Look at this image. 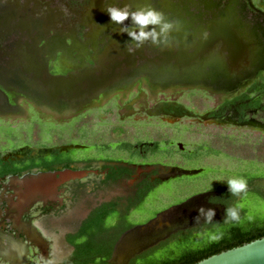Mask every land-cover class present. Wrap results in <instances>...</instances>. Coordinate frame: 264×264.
<instances>
[{
    "label": "flooded vegetation",
    "instance_id": "flooded-vegetation-1",
    "mask_svg": "<svg viewBox=\"0 0 264 264\" xmlns=\"http://www.w3.org/2000/svg\"><path fill=\"white\" fill-rule=\"evenodd\" d=\"M104 4L132 9L150 4L178 23L166 45L145 43L130 54V38L110 21ZM224 7L231 8V16L210 24L216 18L210 13ZM196 8L208 17H191ZM196 50L202 52L178 66ZM244 51L247 64L241 60L229 69V53L236 57ZM92 69L106 79L94 96L79 97L83 72ZM71 79L74 88L67 96L59 81ZM159 90L165 96L148 102ZM175 90L186 102L172 96ZM263 109L264 0H0V264H76L78 231L96 208L109 209L106 223L132 222L122 232L162 209L152 208V215L139 221L130 216L163 180L176 176L159 177L167 166H185L199 153L198 145L176 146L180 117L250 126L264 136ZM151 119L164 130L148 125ZM114 127L120 133L113 134ZM65 168L82 173L56 179L55 192L32 199L14 217L4 216L7 203L23 196L15 192L21 177ZM262 175L251 180L262 194L247 193L263 197ZM224 184L200 191L199 202L215 210L213 219L221 217L223 205L212 197Z\"/></svg>",
    "mask_w": 264,
    "mask_h": 264
},
{
    "label": "rangeland",
    "instance_id": "rangeland-1",
    "mask_svg": "<svg viewBox=\"0 0 264 264\" xmlns=\"http://www.w3.org/2000/svg\"><path fill=\"white\" fill-rule=\"evenodd\" d=\"M162 92L159 90L155 96H152V99H148V102H152L159 96H165L161 94ZM176 92L178 90H175L172 96L181 98L183 102H186L185 98H183L184 96ZM211 99L209 97L206 105L210 103ZM198 112L201 115L204 114L203 109H199ZM201 115L198 116L199 119L188 116L180 117L177 120V130L180 136L174 138L176 146L180 148L198 145L199 153L196 154L194 162L180 166L198 170L193 173L178 174L163 180L158 187L146 196L143 203L131 213L130 216L133 220L139 221L143 218H148L152 215V212H149L152 208L159 210L167 205L176 203V201L184 197L196 194L208 186L220 182L217 181L219 179L240 176V171L248 170L264 174V160L257 157L263 135L258 134L257 130H252L250 126L235 128L234 126L209 124L204 121ZM259 116L264 118V109L259 112ZM148 125H153L152 128L158 127L159 132L165 128L164 125L156 122V120H152L151 124ZM150 132L148 131V135H150ZM112 133H120V130L114 127ZM244 203L246 205V213L250 212L256 218H264V197L253 192L247 193L244 196ZM216 230L217 228L194 232L190 236L177 239L172 245L168 244L157 248L149 256L158 257L169 252H175L183 244L190 246L200 245L207 240L215 238ZM136 241V238L124 240L119 249V256H123Z\"/></svg>",
    "mask_w": 264,
    "mask_h": 264
},
{
    "label": "water",
    "instance_id": "water-1",
    "mask_svg": "<svg viewBox=\"0 0 264 264\" xmlns=\"http://www.w3.org/2000/svg\"><path fill=\"white\" fill-rule=\"evenodd\" d=\"M197 12L190 14L191 17L197 16L200 18L201 16L205 15L204 17H208L206 14V11L200 8H196ZM208 9V8H207ZM206 9V10H207ZM211 9V8H210ZM209 9V10H210ZM231 8L224 7L223 9H217L215 11H212L210 15L216 18L211 20L210 24L216 23L220 24L222 22L221 19L228 18L231 16L229 14ZM186 12L189 13L187 10ZM232 13V11L230 12ZM180 16V15H179ZM181 15L180 17H182ZM210 27V26H209ZM220 29V28H219ZM228 34H230L229 31ZM116 41V40H115ZM229 50V47H228ZM230 51V50H229ZM202 52L201 50H196L191 54L190 57H187L185 60H182L178 62V66H187L191 58L195 59L197 53ZM201 56V55H200ZM190 59V60H188ZM247 52L244 51V53L236 57H228V68H232L235 64L239 63V61L244 60L245 65L247 64ZM114 65H118V63L112 65V69L114 68ZM177 67V68H179ZM235 67V66H234ZM180 71V75L188 76V73L184 70L178 69ZM94 69L90 70V72L85 73L83 72L82 79L85 81L83 82L85 85L89 84V81L91 80V85H88V87L84 88L82 86V89L79 91V97H85L91 95H95L93 92H95L100 86L103 85V81L106 79V76L93 73ZM112 75H117V72L112 71ZM89 74V75H88ZM227 77H229L232 72L228 71ZM213 75H220L219 73H213ZM90 76V78L88 77ZM97 79V80H96ZM60 83H63L64 85L61 87L62 91L67 96H70L73 91V80H66L65 81H59ZM65 82V83H64ZM52 84V83H51ZM65 86V87H64ZM54 85L48 86V90L52 91ZM198 169H190L185 167H180L177 165H169L167 168L161 172L159 175L160 178H167L173 175L177 174H188L196 172ZM82 173L81 170H72L70 168H65L59 171H43L38 172L34 175H31L29 178L21 177L17 182L19 183L20 188L16 189L17 195H25L26 197H20L15 200V202H9L7 203V207L4 209V216H16L20 212V208H22L24 205H26L28 202H30L32 199L40 198L46 193H53L55 192V181L58 178H67L69 176H75L77 174ZM12 180L16 178V176L10 177ZM49 181V183H48ZM54 182V184H53ZM261 183L264 185V180L261 181ZM13 188L12 186H10ZM204 194V192H198L196 194L190 195L183 200L173 203L171 205H168L167 207L162 208L158 212L155 213L154 216L150 217L148 220H146L143 223H140L138 225H134L131 228L125 230L122 232L117 240L115 241L112 251H111V263L114 264L115 262H119L120 264H124L126 260L132 256L133 254L139 252L140 250L154 244L158 240L164 238L167 234H169L171 231L184 227L189 225H194L196 223V220L194 219L197 216L196 209L200 206L207 208H211L209 205H203L202 202L200 203L199 198ZM38 196V197H37ZM203 219V218H201ZM142 239H141V238ZM132 238H136L137 241L133 243V245L125 252L123 256H119V249L121 247V244L124 240H131ZM188 264H264V235H261L259 237L252 238L250 240H247L245 242H242L238 245H234L222 250H219L214 253H210L202 258H199L198 260L188 263Z\"/></svg>",
    "mask_w": 264,
    "mask_h": 264
},
{
    "label": "trees",
    "instance_id": "trees-1",
    "mask_svg": "<svg viewBox=\"0 0 264 264\" xmlns=\"http://www.w3.org/2000/svg\"><path fill=\"white\" fill-rule=\"evenodd\" d=\"M261 142L257 157L264 160V137ZM240 176H244L248 182L247 192L254 191L262 194V190L251 185V180L255 177L263 176L262 174H246L243 172ZM149 187L150 184H147L143 190H140L138 200L145 195ZM218 189V195L212 197V199L223 205V212L220 218L213 219L211 222L204 221L192 227L178 229L169 234L167 237L159 240L154 245L135 253L128 258L125 264H188L210 253H214L219 250L238 245L252 238L264 235V218L254 217L252 222H248L244 219L246 209L241 212V218L243 220L241 225H236L234 223L225 224L223 222L225 207L235 203L238 198L232 196L228 192L227 184L218 186ZM109 213L108 208H96L94 212L90 213L88 218L82 221L78 231L82 237L75 243V249L73 252L76 264H110L107 259L111 254L112 246L115 240L124 229L132 225V222L120 218L118 219V222L106 223L105 216ZM113 213L114 212H111V214ZM107 228H111V232H107ZM216 228V237L207 240L200 245L196 244L190 246L183 244L175 252H169L158 257L149 256L157 248L165 246L168 242L174 240L175 238L179 239L189 236L194 232V230H214Z\"/></svg>",
    "mask_w": 264,
    "mask_h": 264
},
{
    "label": "clouds",
    "instance_id": "clouds-1",
    "mask_svg": "<svg viewBox=\"0 0 264 264\" xmlns=\"http://www.w3.org/2000/svg\"><path fill=\"white\" fill-rule=\"evenodd\" d=\"M105 11L110 21L120 27L122 34L126 33L130 41L126 42L127 51L130 54L135 53L138 49L143 47L145 43H151L156 47L166 45L171 33L176 29L177 21L171 20L165 16L162 11L152 7L150 4H145L142 7L132 9L130 5L125 4L123 7L114 4H104ZM131 21L130 24H125V21ZM217 181L225 182L227 184L228 192L238 199L235 203L225 207V214L223 222L225 224L234 223L241 225L243 220L241 212L244 211L246 205L244 203V196L247 193L248 182L244 177L232 176L226 179H219ZM211 190V185L209 187ZM197 216L194 218L196 222H200L201 218L205 222L213 221L215 210L212 208H205L200 206L196 209ZM244 219L248 222L254 220V216L249 212L246 213Z\"/></svg>",
    "mask_w": 264,
    "mask_h": 264
},
{
    "label": "bare ground",
    "instance_id": "bare-ground-1",
    "mask_svg": "<svg viewBox=\"0 0 264 264\" xmlns=\"http://www.w3.org/2000/svg\"><path fill=\"white\" fill-rule=\"evenodd\" d=\"M235 57V56H234Z\"/></svg>",
    "mask_w": 264,
    "mask_h": 264
}]
</instances>
